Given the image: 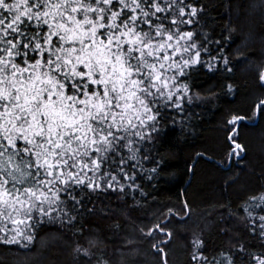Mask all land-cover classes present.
<instances>
[{"label":"snow or ice","instance_id":"6c2138e0","mask_svg":"<svg viewBox=\"0 0 264 264\" xmlns=\"http://www.w3.org/2000/svg\"><path fill=\"white\" fill-rule=\"evenodd\" d=\"M235 7L244 17L264 12V0H237ZM208 12L201 0H0V244L31 251L45 226L56 225L74 264H112L103 240L85 226V210L94 213V200L115 196L130 219L144 207L137 194L147 196L146 182L160 175L163 157L154 148L167 125L187 128L190 107L233 90L222 81L234 71L228 42L236 29L213 38ZM258 78L264 82V65ZM214 81H221L219 92ZM256 109L264 112V100ZM244 119L225 121L227 150L215 161L230 173L224 185L241 191L247 149L235 126ZM184 208L183 216L169 208L151 227L132 220L113 249L119 264H138L137 237L153 240V255L166 257L175 225L192 219L187 202ZM214 210L221 234L234 233L229 222L236 220L264 241V191ZM206 247L203 229L193 231L191 264H264V248L250 250L243 241L207 254Z\"/></svg>","mask_w":264,"mask_h":264},{"label":"trees","instance_id":"16d2710c","mask_svg":"<svg viewBox=\"0 0 264 264\" xmlns=\"http://www.w3.org/2000/svg\"><path fill=\"white\" fill-rule=\"evenodd\" d=\"M201 2L209 9L211 26L208 30L217 34L213 38H219L220 33L228 35V27L236 29L228 42L231 45L228 54L233 59L234 71L225 74L227 80L222 81L232 83L233 90L227 93L225 89L212 104L190 107L193 115L187 128L180 124L167 125L161 143L154 148L159 154L157 159L163 157L160 175L151 184L146 182L145 191L149 193L147 196L141 197L137 194L144 207L131 212L130 219L126 218L124 204L117 201L115 196L111 197V203L106 197L94 200V213L89 214L85 210L83 222L103 240L100 247H106V255L112 264H119L120 256L113 254V249L122 243L125 234L131 232L132 220H135L136 225L151 227L156 222V217L164 219V214L169 208L178 216H183L187 211L184 208L185 202L191 207L192 219L187 227L175 225V238L164 249L167 253V264H191L193 231L199 232L201 229L207 246L206 254L221 247L227 248L230 244L238 245L241 241L250 250L259 251L264 248V241L249 236L243 225L236 220L229 222L236 225L234 233L221 234L220 228L223 225L216 222L219 212L214 210L216 205L227 201H232L235 207V204L247 195L264 191V112L258 110L255 125L240 122L237 126L239 142L247 149L246 153L242 154V163L247 167L241 182L246 190L241 191L239 184L226 187L223 180L230 173L222 172L215 165V161L227 150L224 141L226 133L222 130L225 121L234 114L244 116L247 122L253 121L256 105L264 100V84H261L258 78V67L264 65V12L257 8L240 17L235 7L237 0ZM255 2L259 3L260 0ZM229 3L233 5L231 12L228 10ZM241 54L246 55L247 59H241L237 63L236 60ZM200 79L204 81L207 77ZM214 82L217 83L214 90L219 92L221 81ZM207 86L205 83L204 87ZM194 91L201 89L197 87ZM209 156L212 159H208ZM146 167L152 165L146 164ZM126 199L128 203H132L130 198ZM93 203L87 204V209L93 208ZM105 209L110 211L106 213ZM117 222L122 225L119 232L114 227ZM235 233L239 234V240L230 239ZM60 235L58 226L47 225L40 232L34 246H30L31 251L15 245L0 244V264H74L70 249L66 247ZM67 235L71 236V233ZM137 241V247L140 249V254L136 257L138 264H163L162 254L153 255V240L137 237ZM76 264L89 262L81 259Z\"/></svg>","mask_w":264,"mask_h":264},{"label":"water","instance_id":"95a60500","mask_svg":"<svg viewBox=\"0 0 264 264\" xmlns=\"http://www.w3.org/2000/svg\"><path fill=\"white\" fill-rule=\"evenodd\" d=\"M257 119H258V110L256 109V110H255V119H254V121L251 122V123H248V124L255 125L256 122H257ZM237 125H238V124H237ZM237 125H236L235 127H237ZM162 259H163V261L165 260V256H164L163 254H162Z\"/></svg>","mask_w":264,"mask_h":264},{"label":"bare ground","instance_id":"6f19581e","mask_svg":"<svg viewBox=\"0 0 264 264\" xmlns=\"http://www.w3.org/2000/svg\"><path fill=\"white\" fill-rule=\"evenodd\" d=\"M260 81V80H259ZM260 83L261 84H264V82H261L260 81ZM259 104V103H258ZM255 119V118H254ZM254 121V120H253ZM253 121H249V122H247V121H245V120H242L241 122H243L244 124H247V125H251V124H248V123H251V122H253ZM238 126V125H237ZM252 126V125H251ZM237 128V127H236Z\"/></svg>","mask_w":264,"mask_h":264}]
</instances>
